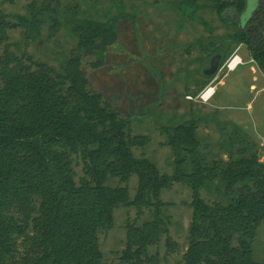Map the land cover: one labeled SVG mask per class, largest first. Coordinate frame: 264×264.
<instances>
[{"label": "trees", "instance_id": "16d2710c", "mask_svg": "<svg viewBox=\"0 0 264 264\" xmlns=\"http://www.w3.org/2000/svg\"><path fill=\"white\" fill-rule=\"evenodd\" d=\"M218 5L220 13L238 20V43L264 71V0L245 23L248 0ZM36 8L29 16L0 14V264H148L151 246L168 228L162 220L129 225L120 263L104 261L99 234L113 226L121 203L140 211L156 206L160 215L161 192L174 181L194 190L185 264H264L254 258L253 247L264 220V169L257 156L237 160L247 166L237 174L223 161L183 156L181 140L190 123L178 125L170 138L177 148L176 174H162L149 159L135 157L128 121L92 91L82 68L87 55L96 57L94 64L104 62L116 37L112 20L80 24L76 53L58 69L28 52L11 51L10 30L22 27L37 39L41 25L57 23L45 7ZM54 31L42 39L50 40ZM217 53L225 59V51ZM135 174L134 199L126 186L109 184L127 183ZM209 185L221 192L211 203L200 195Z\"/></svg>", "mask_w": 264, "mask_h": 264}, {"label": "rangeland", "instance_id": "374dc122", "mask_svg": "<svg viewBox=\"0 0 264 264\" xmlns=\"http://www.w3.org/2000/svg\"><path fill=\"white\" fill-rule=\"evenodd\" d=\"M222 1L231 0H5L0 14L29 16L34 5L45 7L46 15L57 16V23L41 25L42 36L37 39L27 37L22 27L10 30L9 43L16 54L28 52L58 69L76 53L80 24L112 20L116 37L104 62L94 64L96 57L87 55L82 68L92 91L128 121L136 141L135 157L149 159L162 174H176L177 148L170 138L178 125L193 123L181 140L183 156L223 161L237 174L247 168L237 160L253 155L264 169V71L247 46L238 43V20L218 11ZM258 2L248 0L243 23ZM52 24L56 31L51 30ZM53 31L50 40L42 39ZM217 50L225 51L226 57L218 74L210 78L204 71ZM238 54L243 65L229 71L227 63ZM210 86L217 92L213 99L204 100L201 94ZM191 166L183 165L188 172ZM76 171L78 176L84 174L82 164L76 165ZM109 184L126 186L134 199L139 176L133 175L127 183L112 179ZM212 187L200 192L210 203L221 197ZM193 193L187 182L174 181L161 192L160 215L156 206L140 211L136 204L118 205L113 226L99 234L104 261L121 262L131 223L158 218L168 228L161 242L151 246L148 264L154 259V264H185L195 217ZM234 243L238 245L237 240ZM253 247L254 258L264 262V220Z\"/></svg>", "mask_w": 264, "mask_h": 264}, {"label": "water", "instance_id": "95a60500", "mask_svg": "<svg viewBox=\"0 0 264 264\" xmlns=\"http://www.w3.org/2000/svg\"><path fill=\"white\" fill-rule=\"evenodd\" d=\"M223 63V54L216 53L210 60L209 67L204 71V74L208 77H215L218 72L221 70Z\"/></svg>", "mask_w": 264, "mask_h": 264}, {"label": "built area", "instance_id": "2783aa9c", "mask_svg": "<svg viewBox=\"0 0 264 264\" xmlns=\"http://www.w3.org/2000/svg\"><path fill=\"white\" fill-rule=\"evenodd\" d=\"M241 63H243V60L239 56L234 57L227 63L228 70H235ZM215 91V87L210 86L201 94V97L204 100H209L214 95Z\"/></svg>", "mask_w": 264, "mask_h": 264}, {"label": "crops", "instance_id": "0c3cea01", "mask_svg": "<svg viewBox=\"0 0 264 264\" xmlns=\"http://www.w3.org/2000/svg\"><path fill=\"white\" fill-rule=\"evenodd\" d=\"M238 56L243 60L242 55L238 54ZM241 65H243V63L240 64V65H238V67H237L235 70H233V71H236ZM216 88H217V87H216ZM216 92H217V90H216ZM213 97H214V96H212L211 98L213 99Z\"/></svg>", "mask_w": 264, "mask_h": 264}]
</instances>
